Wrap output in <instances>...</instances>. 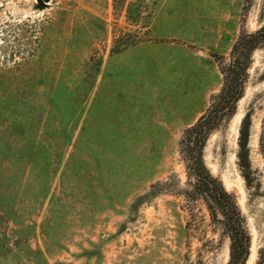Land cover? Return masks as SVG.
I'll return each mask as SVG.
<instances>
[{
	"label": "rangeland",
	"instance_id": "1",
	"mask_svg": "<svg viewBox=\"0 0 264 264\" xmlns=\"http://www.w3.org/2000/svg\"><path fill=\"white\" fill-rule=\"evenodd\" d=\"M262 25L264 0H0V264H226L219 224L179 193V142L240 33ZM247 74L203 158L236 196L255 264L264 46ZM247 111L250 185L237 159Z\"/></svg>",
	"mask_w": 264,
	"mask_h": 264
},
{
	"label": "trees",
	"instance_id": "2",
	"mask_svg": "<svg viewBox=\"0 0 264 264\" xmlns=\"http://www.w3.org/2000/svg\"><path fill=\"white\" fill-rule=\"evenodd\" d=\"M263 46L264 25L252 32L240 33L231 47L229 61L219 64L222 74L220 90L212 96L210 104L197 120L184 129L179 142L186 174V187L179 193L188 202L200 201L206 208L211 222L219 224L220 236L228 240L226 264H246L250 254L251 237L235 194L227 191L219 177L210 172L205 164L203 151L210 134L234 116L237 102L244 93L252 54ZM55 92L54 90L53 95ZM249 128L250 112L247 111L238 129L237 159L242 175L250 185L254 173L249 160ZM64 137H67V134ZM261 138L264 140L263 136ZM263 254L264 251L259 250L255 264H264Z\"/></svg>",
	"mask_w": 264,
	"mask_h": 264
},
{
	"label": "water",
	"instance_id": "3",
	"mask_svg": "<svg viewBox=\"0 0 264 264\" xmlns=\"http://www.w3.org/2000/svg\"><path fill=\"white\" fill-rule=\"evenodd\" d=\"M50 0H37V4L39 6L46 5Z\"/></svg>",
	"mask_w": 264,
	"mask_h": 264
}]
</instances>
